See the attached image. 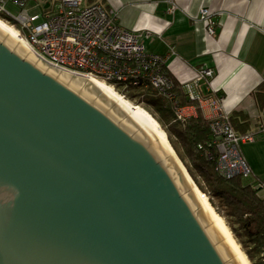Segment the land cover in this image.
Wrapping results in <instances>:
<instances>
[{
    "label": "water",
    "instance_id": "water-1",
    "mask_svg": "<svg viewBox=\"0 0 264 264\" xmlns=\"http://www.w3.org/2000/svg\"><path fill=\"white\" fill-rule=\"evenodd\" d=\"M6 33L0 264H243L226 260L236 251L215 243L226 234L217 220L205 227L215 219L206 204L194 210L202 196L182 193V171L172 176L180 168L143 126L133 132L125 106L89 78L78 90L86 77L24 56Z\"/></svg>",
    "mask_w": 264,
    "mask_h": 264
},
{
    "label": "crops",
    "instance_id": "crops-1",
    "mask_svg": "<svg viewBox=\"0 0 264 264\" xmlns=\"http://www.w3.org/2000/svg\"><path fill=\"white\" fill-rule=\"evenodd\" d=\"M54 1L39 0L37 5L48 12ZM83 3L114 8L122 27L134 32L149 31V36L140 40L146 51L165 56L164 70L178 85L181 100L187 101L184 99L187 83L200 97V103H183L184 109L198 106L193 118L200 111L207 120L211 115L208 99L221 96L222 108L230 116L234 130L257 134L254 140L241 142L239 147L254 176L264 182V0H84ZM203 7L211 11L215 21L213 35L198 18ZM201 68L211 69L212 75L194 81ZM156 111L170 135L167 138L180 146L171 130V125L176 124L172 116ZM257 193L264 197V189ZM228 218L233 226L235 221L231 216Z\"/></svg>",
    "mask_w": 264,
    "mask_h": 264
},
{
    "label": "built area",
    "instance_id": "built-area-1",
    "mask_svg": "<svg viewBox=\"0 0 264 264\" xmlns=\"http://www.w3.org/2000/svg\"><path fill=\"white\" fill-rule=\"evenodd\" d=\"M28 1L0 0V16L16 29L37 59L68 73L99 79L123 97L137 100L136 104H144L145 95L158 98L171 111L172 122L181 128L195 115L197 107L191 104L184 109L175 82L166 74L165 56L145 50L140 39L148 37L149 31L134 32L122 27L116 10L105 9L99 3L55 0L48 12L41 9L40 13H32ZM8 3L16 6V14L6 8ZM198 18L213 35L216 24L211 11L201 8ZM169 50L173 52V48ZM211 75V69L201 68L194 81ZM185 86L184 99L200 103L191 84ZM222 99L219 95L208 99L209 138L197 146L206 159L214 161L220 177H238L249 180V185L257 190L264 189V182L254 176L239 147L241 142L254 140L257 134L236 132L222 108ZM260 255L264 261V252Z\"/></svg>",
    "mask_w": 264,
    "mask_h": 264
},
{
    "label": "trees",
    "instance_id": "trees-1",
    "mask_svg": "<svg viewBox=\"0 0 264 264\" xmlns=\"http://www.w3.org/2000/svg\"><path fill=\"white\" fill-rule=\"evenodd\" d=\"M0 19L4 20L2 16H0ZM176 87L178 88L177 84ZM142 101L147 106L163 111L168 117L172 116L169 108L163 106V103L158 98L145 95ZM181 103H194V101L185 102V100H181ZM171 130L176 136L184 156L190 163V167H187L190 176L193 181H196L194 173L202 178L209 194V203L223 218L225 225L239 244L246 259L248 262L250 261L249 264H264L260 255L261 252H264V197H260L257 189L244 184L238 177L230 179L220 177L215 171L214 161L204 157L197 145L209 138V130L208 122L203 118L200 111H198L195 118H189L184 128L173 124L171 125ZM168 141L173 149L176 150L172 141L170 139ZM179 158L183 161L181 155H179ZM213 199L224 209L226 215L231 216L238 224L240 233H237L232 224L218 211ZM241 235L244 236L247 244L251 246V250H246L241 244L239 240V236ZM252 255H257L258 259L252 260Z\"/></svg>",
    "mask_w": 264,
    "mask_h": 264
},
{
    "label": "bare ground",
    "instance_id": "bare-ground-1",
    "mask_svg": "<svg viewBox=\"0 0 264 264\" xmlns=\"http://www.w3.org/2000/svg\"><path fill=\"white\" fill-rule=\"evenodd\" d=\"M0 26L7 32L4 37L2 38L3 40L5 39V37L10 34L11 36H13L17 41L14 44L13 48L16 47V45L18 44L19 41H21L26 47L29 48V50L26 52V54L24 56H27V54L31 51L29 45L27 44V42L17 33L16 29L9 25L7 22L3 21L2 19H0ZM37 62V59L34 61ZM48 65L45 68L46 70L48 69ZM60 73V71L57 72V76ZM72 78V76L69 77V79L67 80L66 83H68L70 81V79ZM91 79L92 81H94L100 88L101 90L99 91L100 93L105 90L108 94H110V96L115 100V102H113L114 104L119 102L121 103L123 106H125L130 112H128L126 114L129 115L130 113L136 118V120L140 123V125L133 130V132L135 133L141 126H143L148 132L149 134L154 138L152 141L149 142V144L153 143L154 141H157V143L164 149V151L167 153V155H165L164 157L161 158V160L165 159L166 157L170 156L174 162L177 164V166L180 168V170H178L177 172H175L174 174H172V176H175L176 174H178L179 172L182 171L186 181L189 184V188L186 189L185 191H183L182 193H186L189 190H193L194 193L200 194L203 198V200L205 202H203L202 204H200L199 206L195 207L194 210L198 209L199 207L203 206L204 204H206L208 206V208L210 209L211 213L213 214V216L215 217L214 220H212L211 222L207 223L205 225V227H207L208 225H210L211 223L215 222L217 220V222L219 223V225L221 226V228L223 229V231L225 232L226 236L221 238L220 240L216 241L215 243H219L222 240L228 238L230 244L232 245L233 249L236 251L235 254H233L232 256L228 257L226 260L228 261L229 259L233 258L234 256H236L238 254V256L240 257L241 261L243 264H249L248 260L246 259L245 255L243 254V252L241 251L238 243L236 242V240L233 238L231 232L229 231V229L227 228V226L225 225L223 219L220 217L219 214H217V212L213 209V207L211 206V204L209 203L206 195L200 191V189L198 188V186L196 185V183L193 181V179L191 178V176L189 175L187 169L185 168L184 164L182 163V161L180 160V158L178 157V155L176 154L175 150L173 149V147L171 146L170 142L167 139L166 133L163 130V128L160 126V124L158 123V121L153 118L148 111H146L144 108H142L140 105H136L133 104L132 102H130L129 100L125 99L119 92V94L115 91L114 88H112L110 85L106 84L105 82L93 78V77H86V80L83 81V83L80 85V87L78 88V90H80L82 88V86L85 84V82L87 81V79ZM99 94H96L92 99L94 100ZM112 107V105H110L107 109L109 110ZM123 118H125V116L121 117L119 120L121 121Z\"/></svg>",
    "mask_w": 264,
    "mask_h": 264
},
{
    "label": "rangeland",
    "instance_id": "rangeland-1",
    "mask_svg": "<svg viewBox=\"0 0 264 264\" xmlns=\"http://www.w3.org/2000/svg\"><path fill=\"white\" fill-rule=\"evenodd\" d=\"M39 2V0H29L28 1V3H27V6L30 8V12H32V13H40L41 12V8L40 7H38V5H37V3ZM6 8L10 11V13L11 14H16V12H17V8H16V6H14V5H12L11 3H8L7 5H6ZM3 20V19H2ZM4 21V20H3ZM9 24V23H8ZM10 25V24H9ZM115 91H116V89H115ZM118 91V90H117ZM116 91V92H117ZM118 93V92H117ZM145 93L146 94H148L149 93V91H145ZM119 94V93H118ZM130 97V96H129ZM125 98V97H124ZM127 99V98H126ZM135 99H138V97H136ZM127 100H129L130 102H132L133 104H136L137 103V100H134L133 98H129V99H127ZM136 105H140L142 108H144L146 111H148L151 115H152V117L153 118H155L158 122H160L161 121V118H160V116H159V114H158V112L156 111V109H153L152 107H150V106H147L145 103L144 104H136ZM160 124V126L163 128V130H164V127H163V125H162V123H159ZM165 131V130H164ZM165 133H167V132H165ZM166 135H169V133H167ZM170 136V135H169ZM168 137V136H167ZM168 139V138H167ZM172 140H173V138H171ZM173 142H174V145H175V148H176V150H175V152H176V154L178 155V157H179V155H181V157H183V161H182V163L184 164V166H185V168L187 169V167L189 166L190 167V163H189V161H188V159L184 156V154H183V152H182V149H181V147L176 143V141L175 140H173ZM188 171V170H187ZM189 173V172H188ZM194 173V172H193ZM190 175V174H189ZM194 175H195V179H196V181H194L195 183H196V185L198 186V188L200 189V191L201 192H203L205 195H206V197H207V199L209 200V197H208V191L206 190V185H205V183H204V181L202 180V178L199 176V175H197L196 173H194ZM192 178V177H191ZM209 202H210V200H209ZM213 202H214V204L217 206V209H218V211L222 214V215H224L225 216V218L227 219V220H232V219H229L228 218V216L226 215V213L224 212V209L221 207V206H219L218 205V202L215 200V199H213ZM213 207V206H212ZM213 209H214V207H213ZM215 210V209H214ZM216 211V210H215ZM217 212V211H216ZM218 213V212H217ZM219 214V213H218ZM220 215V214H219ZM220 217H221V215H220ZM222 218V217H221ZM223 219V218H222ZM233 227L236 229V231H237V233H239L240 231H239V227H238V224L236 223V222H233ZM239 240H240V242H241V244L244 246V248L246 249V250H251V246H249L248 244H247V242H246V239L244 238V236L243 235H241V236H239ZM239 245V244H238ZM258 259V256L257 255H252V260H257ZM250 262V261H249ZM251 264V263H250Z\"/></svg>",
    "mask_w": 264,
    "mask_h": 264
}]
</instances>
